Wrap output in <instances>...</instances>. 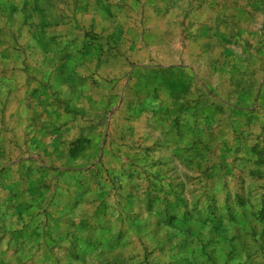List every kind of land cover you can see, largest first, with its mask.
I'll use <instances>...</instances> for the list:
<instances>
[{"label":"rangeland","instance_id":"rangeland-1","mask_svg":"<svg viewBox=\"0 0 264 264\" xmlns=\"http://www.w3.org/2000/svg\"><path fill=\"white\" fill-rule=\"evenodd\" d=\"M44 87L76 133L0 122V264H264V0H0V116Z\"/></svg>","mask_w":264,"mask_h":264},{"label":"crops","instance_id":"crops-1","mask_svg":"<svg viewBox=\"0 0 264 264\" xmlns=\"http://www.w3.org/2000/svg\"><path fill=\"white\" fill-rule=\"evenodd\" d=\"M76 100L74 97L72 103L68 102L73 110L76 109ZM63 101L54 89L46 87L34 97L33 94L27 96L24 92L13 93L5 104V112L0 116V122L5 123V128L12 132L13 138L16 132L21 131L27 139L28 147L42 153L54 152L63 143L66 146L71 144L76 133L75 125L74 128L72 126L78 116L66 104L63 105ZM90 103L85 106V112L87 116L94 117L95 110L93 103Z\"/></svg>","mask_w":264,"mask_h":264}]
</instances>
